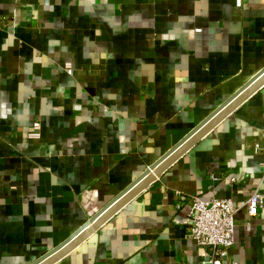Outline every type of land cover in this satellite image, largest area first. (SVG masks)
Listing matches in <instances>:
<instances>
[{"label": "crops", "instance_id": "crops-1", "mask_svg": "<svg viewBox=\"0 0 264 264\" xmlns=\"http://www.w3.org/2000/svg\"><path fill=\"white\" fill-rule=\"evenodd\" d=\"M263 69L264 0H0V264L64 243ZM256 142L264 86L51 264H204L188 198L264 193ZM229 259L264 264V207Z\"/></svg>", "mask_w": 264, "mask_h": 264}, {"label": "built area", "instance_id": "built-area-1", "mask_svg": "<svg viewBox=\"0 0 264 264\" xmlns=\"http://www.w3.org/2000/svg\"><path fill=\"white\" fill-rule=\"evenodd\" d=\"M234 2L239 8L243 6V0H234ZM72 72V69H67V73L72 74ZM34 127L37 130L40 124L36 123ZM254 151L264 153L260 142L254 144ZM178 198L177 210L181 208L180 201L184 199L182 195ZM188 202L190 212L187 223L190 225V231L187 237L209 251L208 259L204 264H238L229 259L234 245L236 217L239 214L249 218L256 217L264 207V193L256 189L246 202L238 206L230 199H213L206 202L197 196L189 197Z\"/></svg>", "mask_w": 264, "mask_h": 264}, {"label": "water", "instance_id": "water-1", "mask_svg": "<svg viewBox=\"0 0 264 264\" xmlns=\"http://www.w3.org/2000/svg\"><path fill=\"white\" fill-rule=\"evenodd\" d=\"M263 78H264V69L260 71L256 76H254L246 85H244L223 105H221L217 110H215L211 115H209L202 123H200L197 127H195L182 141H180L177 145H175V147H173L168 153H166L156 163H154L151 167H149L138 179H136V181H134V183H132V185H130V187H128L125 191H123L120 195H118L113 201H111L108 205H106L99 213H97L94 217H92L81 229H79L75 234L69 237L64 243L53 249L51 252H49L47 255H45L44 257H42L33 264H45L46 262H48L46 264H51L52 262L62 257L67 251L81 244L89 235H91L96 230V228H98L104 221H106L108 218L114 215L119 210V208L123 206V204H125L135 196L134 195L132 197H129V194L152 172H154V170H156L157 168H159V166L166 163L176 152L184 148L182 153L179 155L181 156L191 145H193L202 135H204L212 126H214V124L221 117L225 115V114L222 115L223 113L225 112L228 113L229 111L233 110V108H235L240 102L244 101L249 95H251L253 92L259 90L262 86H264ZM259 81H261L262 83H260V85L257 86L256 89H253L247 96L242 98V96L246 92H248L252 87H254ZM230 107L231 109L229 111H226ZM172 162L167 164V166L164 169H166ZM121 202L123 203L119 205ZM78 239H79L78 243L75 244L76 240Z\"/></svg>", "mask_w": 264, "mask_h": 264}, {"label": "bare ground", "instance_id": "bare-ground-1", "mask_svg": "<svg viewBox=\"0 0 264 264\" xmlns=\"http://www.w3.org/2000/svg\"><path fill=\"white\" fill-rule=\"evenodd\" d=\"M264 79V78H263ZM262 79V80H263ZM261 80V81H262ZM261 81H259L254 87H252L248 92H246L242 98H244L245 96H247L253 89H256L257 86L260 85V83H262ZM264 81V80H263ZM241 98V99H242ZM231 109V107L229 109H227L226 111H229ZM226 114L223 113L222 115ZM213 124V123H212ZM211 124V125H212ZM196 139V138H195ZM184 150L181 149L179 150L178 152H176L166 163H164L163 165L159 166V168H157L156 170H154V172H152L145 180H143L130 194H129V197H132L134 195H136L137 193H139V191H141L143 188H146V186L154 180L155 177H157V175L167 166V164H169L170 162H172L174 159H176L181 153L182 151ZM128 199V198H127ZM124 202V201H123ZM123 202H121L119 205H121ZM79 239L76 240L75 244L78 243ZM48 263V262H46ZM45 263V264H46Z\"/></svg>", "mask_w": 264, "mask_h": 264}]
</instances>
